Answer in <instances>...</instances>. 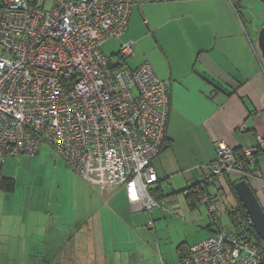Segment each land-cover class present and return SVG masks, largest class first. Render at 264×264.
Masks as SVG:
<instances>
[{"label": "crops", "instance_id": "obj_1", "mask_svg": "<svg viewBox=\"0 0 264 264\" xmlns=\"http://www.w3.org/2000/svg\"><path fill=\"white\" fill-rule=\"evenodd\" d=\"M158 8L146 17L136 5L130 16L141 12L142 29L146 24L165 59L152 66L170 100L162 149L152 162L157 181L149 188L160 207L136 210L124 188L102 192L97 185H85L90 192L80 206L73 196L60 206L58 197L38 192L12 202L13 191H0V264H187L189 247L218 230L201 193L228 234L239 231L232 219L240 204L231 190L239 180L246 179L264 211V63L257 46L264 0H178ZM257 137L262 145L247 178L229 172L206 180L217 142L244 150L257 147ZM89 175L91 181L72 179L98 183L96 171Z\"/></svg>", "mask_w": 264, "mask_h": 264}, {"label": "built area", "instance_id": "obj_2", "mask_svg": "<svg viewBox=\"0 0 264 264\" xmlns=\"http://www.w3.org/2000/svg\"><path fill=\"white\" fill-rule=\"evenodd\" d=\"M172 1L0 0V170L7 159L32 157L46 144L78 176L96 171L104 191L124 188L136 210L160 207L149 188L157 181L152 162L168 122V87L148 62L133 69L125 63L133 41L120 43L116 60L100 46L120 41L134 5ZM257 142L243 150L249 167L261 137ZM244 166L219 141L205 177L247 178ZM201 194L218 230L189 247L186 263L264 264V238L250 232L251 219L235 212L242 235L228 234L210 196Z\"/></svg>", "mask_w": 264, "mask_h": 264}, {"label": "rangeland", "instance_id": "obj_3", "mask_svg": "<svg viewBox=\"0 0 264 264\" xmlns=\"http://www.w3.org/2000/svg\"><path fill=\"white\" fill-rule=\"evenodd\" d=\"M158 4L159 3H141L139 5L143 6L141 12L146 17H154L155 13L159 10ZM134 7L136 10V5H134ZM141 12L135 11L132 17H129V28L121 37L120 41L108 39L101 44L100 51L103 55L106 57H112V60H116L117 56L115 55L120 50V42L131 39L135 42L136 46V49H134L135 56L125 59L127 65H138L148 62L151 66L155 67V63H159L158 60L165 63L163 54L146 24H144V30L142 29L141 22L143 16ZM259 58L264 63L261 54L259 55ZM6 162L7 163L3 166L8 165V178L13 179L14 181V190L11 194L12 202H15L16 200L20 202V200L27 194L38 192V194L45 193L50 194L53 197H58L59 202L56 205L60 206L65 204L66 206L71 205V196H73L79 200L77 206H80L84 202V197L86 195L85 191L89 194V190L91 188L94 189V185H97L95 187L103 192V187L100 182H94L91 186V182L89 184L86 181H82V184L80 185L75 178L73 180L72 174L75 173L58 160L52 149L46 144L41 146L38 155L32 157L19 156L8 159ZM85 185H89L90 189ZM152 187L153 186H151V188ZM2 196H4V193H0V197ZM60 200H63V202L60 203ZM225 221V229L227 230L230 227L227 223L229 221L226 218Z\"/></svg>", "mask_w": 264, "mask_h": 264}, {"label": "water", "instance_id": "obj_4", "mask_svg": "<svg viewBox=\"0 0 264 264\" xmlns=\"http://www.w3.org/2000/svg\"><path fill=\"white\" fill-rule=\"evenodd\" d=\"M257 46L261 57L264 59V27L261 28L258 34ZM234 190L247 216L252 221L255 233L260 238H264V211L246 179L236 182Z\"/></svg>", "mask_w": 264, "mask_h": 264}, {"label": "trees", "instance_id": "obj_5", "mask_svg": "<svg viewBox=\"0 0 264 264\" xmlns=\"http://www.w3.org/2000/svg\"><path fill=\"white\" fill-rule=\"evenodd\" d=\"M29 2L30 1H33V0H28ZM128 23H129V20H128ZM128 29V28H127ZM127 32V31H126ZM121 40V39H120ZM122 42V41H121ZM120 42V43H121ZM152 67V66H151ZM168 90H169V88H168ZM233 150V149H232ZM234 151V155H235V157H236V160L238 161V162H245V166H244V168H243V172H246L247 174H249L250 172H249V165L246 163V158H245V156H244V154H243V150H233ZM259 152H260V150L257 152V153H255L254 154V158H255V163H256V156L259 154ZM255 163H254V165H255ZM253 167V166H252ZM205 184H206V182H204ZM233 187H234V185H232V188H231V190H232V192H233V194L235 195V197L237 198V200H238V202H239V204H240V210L239 211H237V212H239V214L242 216V217H247V214H246V212H245V210H244V208H243V206H242V203H241V201L239 200V198H238V196H237V194L235 193V191H234V189H233ZM14 190V181H13V179H11V178H7V177H2L1 175H0V191H5V192H12ZM195 191V190H194ZM199 190L197 191V193H195V192H193V194H198L199 195ZM149 194H150V196H152V193H151V189H150V191H149ZM233 220V219H232ZM233 222H234V226H235V228H238L239 229V231L237 232L236 231V233H237V235L238 236H241L242 235V231H241V228L239 227V225H237V223H235L236 221H234L233 220ZM250 232H252V234L254 235V237L256 238V239H261L256 233H255V231H254V229L252 228V229H250ZM187 256L188 255H186V257H184V260L186 261V258H187ZM264 257V256H263Z\"/></svg>", "mask_w": 264, "mask_h": 264}]
</instances>
